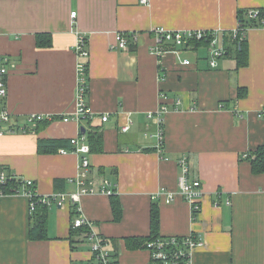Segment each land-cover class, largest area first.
Segmentation results:
<instances>
[{
    "label": "crops",
    "instance_id": "0c3cea01",
    "mask_svg": "<svg viewBox=\"0 0 264 264\" xmlns=\"http://www.w3.org/2000/svg\"><path fill=\"white\" fill-rule=\"evenodd\" d=\"M248 10L264 14V0H148L147 5L140 0H0V57L8 58L7 95L0 98V109L8 110L14 125L13 133L0 136V170L31 180L40 198L74 191L68 179L76 176L79 157L61 155L59 148L40 150L38 143H69L92 127L101 134V147L89 155V179L95 188L103 179L114 185L121 206L118 219L111 197L102 194L82 196L77 214L71 205L52 206L46 238L30 240L32 217L22 187L10 193L0 188V264H96L84 230L71 227L77 215L108 241L114 264H148L147 251L128 248L126 240L150 235L152 207L158 210V236L191 234L203 242L192 264H264V172L255 174L248 157L264 146V27L246 32L245 67H236L230 39L238 12ZM157 27L216 31L218 44L228 51L213 70L205 50L182 52L191 63L184 66L171 51L150 52ZM117 33L137 34L138 41L127 50L112 49ZM38 35L49 36L50 46L38 47ZM79 35L86 40L87 59L72 50ZM79 63L87 64V103L94 119L29 123L32 114L74 113ZM239 89L244 94L237 98ZM160 105L167 112L157 150L148 114ZM103 115L105 123L99 120ZM123 126L129 127L125 133ZM84 137L87 142V132ZM181 156L188 159L190 179L202 187L195 218L178 194ZM159 189L174 200H152Z\"/></svg>",
    "mask_w": 264,
    "mask_h": 264
},
{
    "label": "built area",
    "instance_id": "2783aa9c",
    "mask_svg": "<svg viewBox=\"0 0 264 264\" xmlns=\"http://www.w3.org/2000/svg\"><path fill=\"white\" fill-rule=\"evenodd\" d=\"M140 4L147 5L148 0H140ZM75 17V12L70 14V18ZM245 19L255 20L260 27H264V17H260L259 10H248L245 12ZM240 25L237 23L236 28L231 32L230 39L242 40L239 34ZM154 36V44L150 47V52L160 56L166 52H173L184 66H190L191 63L187 59H182V52H197L198 49L206 51L207 67L211 70L218 67V62L224 57L226 48L218 44L217 32L213 30H188V31H169L162 27H157L152 31ZM137 34L126 35L117 33L112 45V49L127 50L130 44L138 41ZM73 52L78 58L87 59L89 52L87 50L86 40L82 36H77ZM8 58L0 57V98H5L7 95V68ZM87 64L79 63L77 66V86L74 96V113L71 116H55L32 114L28 116L29 123L36 122H51L55 119H61L63 122H75L78 124L84 121L91 122L95 114L88 106L87 95L88 87L86 83ZM161 97V96H160ZM177 101L175 105H178ZM176 109V108H175ZM167 112L165 105H160L154 113L148 114V119L152 121L155 127L154 133L151 135L156 141L157 150L162 149L163 144V115ZM100 122L108 121V116L100 117ZM129 130L128 126H123L121 132L125 133ZM14 132L11 114L6 109H0V136L5 133ZM70 148H59L58 152L61 155L67 153L75 154L79 157L77 166V174L73 178L68 179V183L74 185V191L54 193L47 197L36 196L34 183L31 180H21L22 194L29 202V215L32 216L37 205L50 208L52 206L64 207L66 205L74 206V212L79 211L78 203L82 196L102 194L108 197L115 195V186L103 179L98 188L94 187V181L89 179L90 163L89 155L90 147L83 135H80L69 140ZM179 175L177 178L178 194L182 200L189 206L193 217L197 216L200 211L201 200L203 197L202 187L199 180L190 179L188 159L186 156H181L177 160ZM7 180L16 181L14 175L7 174L0 170V186L4 185ZM164 198L166 204L174 200V195L167 192L165 189H159L152 195V200ZM226 206L230 205V201L225 202ZM74 230H84L85 240L88 243L89 251L96 264H114L113 259L106 251L108 241L100 234L93 230V225L84 217L77 215L72 220L71 224ZM203 242L189 235L186 237H161L157 236L148 240L143 244V249L149 254L148 264H192V254L197 248H201Z\"/></svg>",
    "mask_w": 264,
    "mask_h": 264
},
{
    "label": "trees",
    "instance_id": "16d2710c",
    "mask_svg": "<svg viewBox=\"0 0 264 264\" xmlns=\"http://www.w3.org/2000/svg\"><path fill=\"white\" fill-rule=\"evenodd\" d=\"M246 11H239L237 15V23L240 25L239 34L243 37L242 40H234L233 44L236 46V67L242 68L247 65L248 62V49H247V40H246V32L248 29L257 27L258 24L255 20H247L245 19ZM260 17H264V14L261 10H259ZM36 43L38 47H49L51 44L50 37L47 35H38L36 37ZM228 51V50H226ZM243 91V92H241ZM244 94V90L239 89L237 98L242 97ZM42 123V122H41ZM85 133L81 135L85 136L86 132L88 134V145L90 147V151L93 149L99 150L101 147V134L97 132L92 127H89L88 130L83 128ZM67 140H41L38 143V148L40 150L48 149V148H67L68 146ZM250 164L252 166V171L255 174L264 172V146L258 147L254 150L249 156ZM2 170V169H1ZM4 171V170H3ZM5 172V171H4ZM6 173V172H5ZM7 176H9L7 174ZM20 180H7L4 185H2L1 192L2 193H10L14 192L15 189L20 187ZM11 187V188H10ZM17 192V190H16ZM1 193V194H2ZM111 208L113 212L114 219H118L121 212V206L117 199L114 196H111ZM47 208L41 205H37L35 208V212L33 213L31 226L29 229V239L30 240H43L46 238V213ZM159 216L158 210L155 207H152L150 210V235L146 238H129L126 241L127 247L130 249H138L143 247V244L148 240H151L158 236V225H159Z\"/></svg>",
    "mask_w": 264,
    "mask_h": 264
},
{
    "label": "water",
    "instance_id": "95a60500",
    "mask_svg": "<svg viewBox=\"0 0 264 264\" xmlns=\"http://www.w3.org/2000/svg\"><path fill=\"white\" fill-rule=\"evenodd\" d=\"M81 133H82V134H84V133H85L84 129H81Z\"/></svg>",
    "mask_w": 264,
    "mask_h": 264
}]
</instances>
